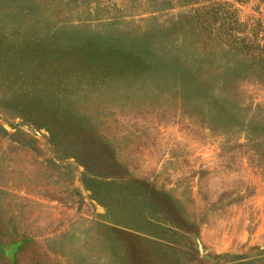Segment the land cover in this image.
I'll use <instances>...</instances> for the list:
<instances>
[{
    "label": "rangeland",
    "instance_id": "obj_1",
    "mask_svg": "<svg viewBox=\"0 0 264 264\" xmlns=\"http://www.w3.org/2000/svg\"><path fill=\"white\" fill-rule=\"evenodd\" d=\"M106 1L0 0V264H264V143L255 150L234 127L250 115L264 123V92L237 81L245 107L234 115L232 54L212 46L203 58L224 72L229 96L225 115L204 121L188 112L187 86L178 95L135 76L79 91L72 77L42 86L1 67L23 39L69 44L126 30L138 41L182 11L107 24ZM256 15L264 22V2ZM193 41L178 49L197 58ZM29 103L58 108L51 132L18 110ZM68 113L84 121L70 134Z\"/></svg>",
    "mask_w": 264,
    "mask_h": 264
},
{
    "label": "trees",
    "instance_id": "obj_2",
    "mask_svg": "<svg viewBox=\"0 0 264 264\" xmlns=\"http://www.w3.org/2000/svg\"><path fill=\"white\" fill-rule=\"evenodd\" d=\"M13 1L6 0V3L11 4ZM61 1L67 5L79 0ZM252 1L254 3L251 4ZM263 2L264 0H107L100 8L97 7L98 11L104 10L107 13V24H128L131 20H125V17L138 16L143 19L144 13L149 15L174 8L182 11L169 19L166 28L157 27L155 32L144 34L138 41L131 40V33L127 36L129 39H123L126 30L123 35L115 37L107 38L104 35L103 40L92 37L83 41L72 40L69 44H65L66 41L45 44L42 41L30 42L34 38L23 39L14 44L12 51L4 53L1 67L6 75L20 72L24 75L30 71L32 76L40 78L42 86H46L47 82L64 85L65 77H72L80 84L79 91L89 88L95 90L103 82L108 85L111 81L116 83L123 81V78L133 79L135 76L144 83L160 81L169 84L176 88L178 95L183 89L187 90V86L191 91L188 98L190 103L187 105L192 104L194 109L186 110L204 121L212 110L224 116L222 103L229 99L227 92H224V72L205 68L207 61L203 58L211 55V48L216 47L222 53L232 54L235 59L234 115H238L239 111L244 110L245 102L241 99L244 98L241 92L237 90V81L249 82L254 88L264 92V22L256 15ZM245 6L256 12L242 14ZM25 15L29 14L26 12ZM153 16L151 14L149 18ZM188 36L194 38L192 44L200 47L197 52L194 50L198 54L197 58H191L190 51L187 53L178 49V45ZM205 48H209V51L205 52ZM72 57L75 66L70 65ZM55 67H60V71L50 78L48 72ZM33 82L36 85L37 81ZM54 91L57 95V89L51 90L50 94ZM181 99L185 106V96ZM29 105L23 104L18 110L30 113L35 124L44 126L51 132L52 125L59 122L58 108L49 103ZM71 114L68 113L65 117V120H71L72 128L65 131L69 134L84 124L81 118ZM241 122L238 124L235 118L234 127H243L242 131L247 135L245 140H250L254 149L258 150L257 146L264 143V123L256 122L251 115L247 123ZM54 136H57L55 131Z\"/></svg>",
    "mask_w": 264,
    "mask_h": 264
}]
</instances>
